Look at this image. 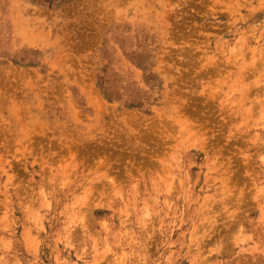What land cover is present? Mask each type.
Returning <instances> with one entry per match:
<instances>
[{"label":"rangeland","instance_id":"obj_1","mask_svg":"<svg viewBox=\"0 0 264 264\" xmlns=\"http://www.w3.org/2000/svg\"><path fill=\"white\" fill-rule=\"evenodd\" d=\"M0 264H264V0H0Z\"/></svg>","mask_w":264,"mask_h":264}]
</instances>
